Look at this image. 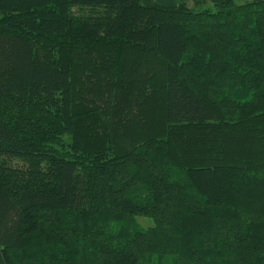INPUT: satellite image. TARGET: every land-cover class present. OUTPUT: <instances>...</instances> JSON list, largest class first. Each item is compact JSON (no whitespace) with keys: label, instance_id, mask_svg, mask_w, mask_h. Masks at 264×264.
<instances>
[{"label":"trees","instance_id":"trees-1","mask_svg":"<svg viewBox=\"0 0 264 264\" xmlns=\"http://www.w3.org/2000/svg\"><path fill=\"white\" fill-rule=\"evenodd\" d=\"M0 264H264V0H0Z\"/></svg>","mask_w":264,"mask_h":264},{"label":"rangeland","instance_id":"rangeland-1","mask_svg":"<svg viewBox=\"0 0 264 264\" xmlns=\"http://www.w3.org/2000/svg\"><path fill=\"white\" fill-rule=\"evenodd\" d=\"M185 2H186L188 7L192 8L194 0H185ZM10 164L13 165V166L21 167V166H23L24 163L21 162V161L14 160V161H10ZM137 223L139 225H141L142 227H148V226L151 225V222L148 219H145V218H138L137 219Z\"/></svg>","mask_w":264,"mask_h":264}]
</instances>
